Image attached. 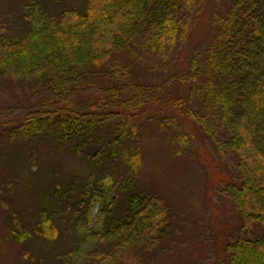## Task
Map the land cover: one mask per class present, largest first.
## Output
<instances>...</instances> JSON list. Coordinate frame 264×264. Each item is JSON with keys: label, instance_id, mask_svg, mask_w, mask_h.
Returning a JSON list of instances; mask_svg holds the SVG:
<instances>
[{"label": "trees", "instance_id": "16d2710c", "mask_svg": "<svg viewBox=\"0 0 264 264\" xmlns=\"http://www.w3.org/2000/svg\"><path fill=\"white\" fill-rule=\"evenodd\" d=\"M33 2L35 7L23 15L18 31L12 32L8 24L0 26V79L15 83L29 98L23 121L20 117L4 121L0 115V169L11 170L4 184L19 179L12 169L37 164L47 147L54 161L47 162L46 172L41 164L31 172L44 204L34 210L37 217L31 226L10 204L2 205L12 236L21 237L23 245L35 235L43 240L61 238L62 243L72 222L86 225L91 200L88 178L60 179L64 160L100 166L101 176L108 170L115 173L122 136L103 137L104 120L143 117L153 113H148L152 103L169 95L170 109L188 112L184 104L195 108L189 117L207 134H213L217 121L222 126L217 146L237 159L239 179L231 194L243 227L253 230L256 224L262 231L231 245L229 262L264 264V0H216L205 49L193 58L188 76L183 71L174 77L176 90H182L179 96L172 87L134 80L130 67L145 54L167 58L185 39L189 18L196 20L209 0ZM35 15L41 16V26L33 21ZM90 92H103L105 97L89 103ZM180 138L187 140L184 135ZM14 141L22 145L18 152ZM4 146L12 149L10 155H5ZM112 186L103 199L97 233L104 249L91 261L150 264L157 242L170 226L171 211L160 196L146 189L133 186L124 191L116 179ZM70 252L33 257L31 264H64L63 256L70 257ZM22 253L29 257L24 249Z\"/></svg>", "mask_w": 264, "mask_h": 264}, {"label": "rangeland", "instance_id": "374dc122", "mask_svg": "<svg viewBox=\"0 0 264 264\" xmlns=\"http://www.w3.org/2000/svg\"><path fill=\"white\" fill-rule=\"evenodd\" d=\"M33 1L0 0V26L8 24L12 32L18 31L24 20L23 15L35 7L36 2ZM215 7L216 0H209L196 20L193 16L189 18L185 39L172 49L167 58L145 54L144 58H139L141 62L135 61L134 66H129L132 78L148 86L158 84L167 86V89L172 87L171 90L176 91L175 96L182 94V90L175 88L177 81L174 77L183 71L188 76L193 58L205 49ZM33 21L38 26L43 23L39 15H35ZM122 59L123 62L127 60ZM189 87L187 83L183 91L185 100ZM104 97L103 92H90L87 96L89 103ZM162 97L150 105L148 113H153L146 116L132 120L118 117L111 121L104 120L106 132L103 137L105 133L108 136L116 133L122 136V144L117 146L121 151L120 158L114 159L118 163L115 173L108 170L101 176L100 166L94 168L81 161L64 160L59 174L63 173V176L59 178L68 180L72 176L79 181L80 176L85 175L91 200L86 225L81 222L74 225L72 222L71 231L62 237V243H59L61 238L56 241L43 240L35 235L23 245L21 237L12 236L7 228L8 217L2 207L10 204L19 212L25 225L34 223L37 217L34 210H40L44 204L39 199L41 191L37 178L33 179L31 172L36 171L38 164L46 167L45 172L49 169L47 162L54 161V155L49 156L48 147L43 150L37 164L12 169L19 178L12 185L6 186L3 180L11 170L0 169V264H31L33 257L69 249L71 256H63L64 264H94L91 260L101 247L104 249L97 237L103 219V199L109 196L115 179L124 191L135 186L153 192L162 198L171 211L170 226L157 242L150 264H230L231 245L243 238L259 236L262 231L258 225L255 224L253 230L243 227L240 212L232 198V187L239 179L237 159L232 152L223 154L218 149L217 143L222 140L223 130L219 121L214 120V123L217 122L212 127L213 134L211 132L209 135L189 117L188 112L195 111L194 107L184 104L182 108L188 109V112H178L170 109L171 96ZM28 103L29 98L24 96L20 87L10 80L0 79V115L4 121L15 117L23 121ZM163 107L166 109L162 110ZM182 135L186 136L187 143L180 138ZM13 148L18 152L22 145L17 144ZM4 150L8 156L12 149L4 146ZM4 187L5 192L2 193ZM23 249L29 257L22 255Z\"/></svg>", "mask_w": 264, "mask_h": 264}]
</instances>
